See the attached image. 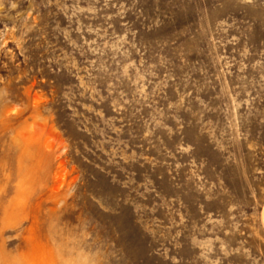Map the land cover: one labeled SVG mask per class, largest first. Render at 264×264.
Returning <instances> with one entry per match:
<instances>
[{
  "label": "rangeland",
  "instance_id": "1",
  "mask_svg": "<svg viewBox=\"0 0 264 264\" xmlns=\"http://www.w3.org/2000/svg\"><path fill=\"white\" fill-rule=\"evenodd\" d=\"M263 207L264 0H0V258L264 264Z\"/></svg>",
  "mask_w": 264,
  "mask_h": 264
},
{
  "label": "bare ground",
  "instance_id": "2",
  "mask_svg": "<svg viewBox=\"0 0 264 264\" xmlns=\"http://www.w3.org/2000/svg\"><path fill=\"white\" fill-rule=\"evenodd\" d=\"M262 220H263V224H264V207H263V211H262ZM56 245V244H55ZM40 252V251H39ZM55 252V251H54ZM58 252V251H57ZM59 254V253H57ZM56 256V255H54ZM57 257V256H56ZM59 257V256H58ZM36 259V258H35ZM57 260V258H56ZM58 261V260H57ZM61 263V262H60ZM76 263V262H75ZM0 264H10L8 263L7 260H5L4 258H0ZM14 264H33L32 262H25V261H21L20 263H14ZM68 264V263H67Z\"/></svg>",
  "mask_w": 264,
  "mask_h": 264
}]
</instances>
